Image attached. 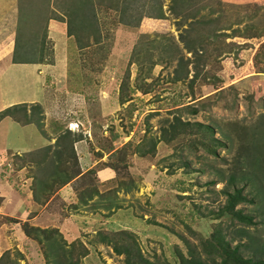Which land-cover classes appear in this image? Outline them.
I'll return each mask as SVG.
<instances>
[{"label": "rangeland", "instance_id": "1", "mask_svg": "<svg viewBox=\"0 0 264 264\" xmlns=\"http://www.w3.org/2000/svg\"><path fill=\"white\" fill-rule=\"evenodd\" d=\"M18 1L16 12L0 8L1 47L10 44L12 58L17 41L38 62L25 77L2 65L0 112L30 92L25 85L36 97L0 117L8 144L0 178L6 163L30 178L28 189L0 192V264H55L57 245L69 248L57 264H130L112 251L114 241L138 251L134 264H220L215 237L264 264V0H93L100 41L82 27L80 49L62 21L70 0ZM185 103L198 111L186 114L178 108ZM177 116L209 125L220 146L209 153L207 137L186 131L165 141L162 130ZM64 130L77 138V165L65 168L74 177L43 195L37 179L50 182V168L34 160ZM22 140L30 152H19ZM102 169L110 176L96 178ZM233 190L246 200L231 217L224 192ZM24 199L30 204L17 220L9 205ZM23 223L55 233L39 243L23 235Z\"/></svg>", "mask_w": 264, "mask_h": 264}, {"label": "trees", "instance_id": "2", "mask_svg": "<svg viewBox=\"0 0 264 264\" xmlns=\"http://www.w3.org/2000/svg\"><path fill=\"white\" fill-rule=\"evenodd\" d=\"M92 1L93 0H70L65 6L68 12H66L67 13L66 19L62 21L65 23L66 34L68 36H73L75 45L78 49L86 46L85 44H82V41L80 40V37L78 34V31L82 27H88V29H91L92 35H90V37L94 43H97L100 41L98 29H95V30L93 29L97 27V24H96L94 9L92 8V6L89 7V3ZM176 8H177L176 5H173L172 10L175 13V15H179L181 11H176ZM123 10L125 12L126 7H123ZM181 10L183 11V9ZM160 17H162L160 13H158L155 16V18H160ZM120 22H123L122 18L120 19ZM181 41L184 42V46L186 47L187 51L191 52L193 45H190L191 43L187 40V38H181ZM86 42L89 43L88 40ZM40 43L42 44V40ZM20 47L22 46L18 45L16 41L14 43V49L12 50L13 51L12 58H11L12 63L38 62L34 60L32 57H30L31 55H26L27 52L24 51L21 53L20 51H18L20 50ZM175 80H178V79L176 78ZM192 100H195V98ZM21 104H24V103H21ZM18 107H20V103L7 106L0 112V117H3L5 115L12 116L14 113L12 110L17 109ZM178 108H182V110L186 114H189V115H194L198 111V108L196 106L190 105V103L181 104ZM173 120L168 123L169 124L168 131L162 130V136H164L163 139L165 141L173 139L177 135L178 132L186 131L187 136L190 133L191 134L195 133V134L201 135L202 137H207V139H209L210 142L206 144L205 141H202V145L204 146L202 147L205 148L206 151L209 153H213V149L215 148V146H220L219 140L215 137H212L213 133L209 125H206V124H203L197 121L191 122L188 120H182L178 116L175 117ZM17 122L21 123V121H18V120ZM29 122H33V121L27 120V119L25 121H22L23 124L29 123ZM76 139L77 138L75 137L73 133H71L70 131L64 130V132L60 133L58 138L55 139V143H53L54 144L53 147L47 144L45 145L46 147L43 146V148H40V149H43L44 151L34 161L39 163V162H45L44 158L47 159L46 162L50 169H49V173L45 175V178L49 179L50 182H45L41 177H39L37 179L38 192H41V194L43 193V195H45L47 194V192L49 193L52 191V187L54 184L63 185L67 183L71 178L74 177L73 168L69 170L68 173L65 170V168L69 165H72L73 167H76L77 165L75 153L72 148L73 143L76 141ZM59 143H61L60 146H59ZM155 143H156V139L149 144L150 145L149 147H151V149H149L150 153L153 152ZM55 147L57 148L60 147V149L58 150ZM49 148H51L50 152H49ZM115 150H118V152L120 151V149H115ZM137 153H140L139 150L137 151ZM61 172H64L65 174H62V177L60 178ZM88 173H92V170H88ZM92 174H94V172ZM224 194L226 195L227 201H228V203L226 204L227 206H225L224 209L226 210L227 213L230 214L231 217H233V215L236 216L234 212V207L238 203L245 201L246 200L245 197L241 196L237 190H233L232 193L224 192ZM87 197H89L88 193H87ZM21 230L24 236H28L32 239H35L39 243L41 242V239L38 238L39 235L43 236L42 238L44 240L50 241L48 239H50L52 235L55 233V229H50V228L42 229L39 227H29V225L27 226V224L25 223L22 224ZM102 239L109 240L106 238L105 235L102 236ZM215 239H216V243L218 247L220 248V250L215 248V255L220 257V264H256V263L250 262V260L242 259L237 254L236 248L229 249L226 247L225 243L220 242L219 238L215 237ZM51 243L52 242L47 243L48 245L46 246H50ZM110 244H111L110 247L112 251L119 255L124 254L128 263L134 264L136 262H139V260L140 261L142 260L140 254L138 253L136 249L131 248L129 246L117 244V242L115 241L111 242ZM72 245L73 243L71 242L69 244V247H71ZM54 250L56 252L59 251V254H57L58 256L55 259V264L61 263L62 261L66 262L69 260L67 259V252L69 251V248L62 250V248L59 245H57V247L54 246ZM79 250H80L79 252L81 255H83L86 251V249L82 246L80 247ZM3 254L4 253L0 254V258L3 256ZM131 254L134 256L133 258L136 259V260H133L134 263L129 258ZM71 264H75V263H71ZM197 264H201V262H198Z\"/></svg>", "mask_w": 264, "mask_h": 264}, {"label": "crops", "instance_id": "3", "mask_svg": "<svg viewBox=\"0 0 264 264\" xmlns=\"http://www.w3.org/2000/svg\"><path fill=\"white\" fill-rule=\"evenodd\" d=\"M32 1H34V0H27V3H30ZM18 2H19L18 0H0V8L5 9L6 11L7 10H10V11H15L16 12V10L18 8ZM16 3H17V7H16ZM25 3H26V0H25ZM60 26L62 27V23H60ZM0 30L3 31V29H1V28H0ZM2 31H0V32H2ZM4 34H6V33H4ZM3 39H0V68L2 67V65L4 66L5 64H7L8 67L14 68L15 71L21 70L22 71V74L25 71H27V72L29 71L28 74L31 75V70H33V68H31L30 66H33V64H29V63H12L11 62V57L9 55V52L8 53H5V51H4V49H6L7 47H9L10 44H6V45H4V46L1 47V45H2L1 43H2ZM10 47L12 48V46H10ZM35 66H37V65H35ZM25 76L26 75H24V77ZM27 86H28V89H26ZM25 89L28 90V91H30V92L27 93V94L24 93V95L21 96V97H19V98L18 97H14L15 96V94H14L11 97V99H10V101L8 103H6L5 105H1L2 106L1 108L10 106L12 104H19V103H22V102H24V103H32V102H34V101H31V99L33 97H36V95L34 93V91H36V89L34 88V86L32 84H28V85H25ZM1 121L3 122L4 121V118H2ZM11 123H13V122H11ZM33 123H25V124L29 125L32 128V126L34 125ZM14 124H18L20 126L24 125L23 123H20V122H15ZM28 131H30V130H28ZM28 131L24 132V135H26V136H30V135L33 136V134L31 133L32 131H30V133H27ZM5 135H6V130L4 132H2V134L0 135V137H1V139H0V152H4L5 150H7L6 146L8 144L2 142L3 141V138L5 137ZM44 139L45 140L43 142H41L39 145H42L43 146L44 144H47V140H46L47 138H44ZM23 141L29 142L27 144V146L22 145V142ZM30 145H32V143L30 141H28V140L19 141V145H18V147L20 149L19 152H22V153L23 152H27V151L30 152V150H32L29 147ZM1 159H4L5 160L6 158H4L2 156V154L0 153V160ZM3 168H5L4 172L6 173V175L3 176L4 178L3 177L0 178V192H5L7 194H10V192L13 191V190H16L17 191V189L19 188L17 184H22V183H24L25 186H26V189H28L27 188V184H29L30 178L27 177V174H25V169H23V166H20V168H18L16 170H12L11 169L12 167L9 165V163H6V166L3 167ZM96 176H97L96 178H99V179L104 178V177L107 178V177L110 176V173H108L107 170L102 169V171H98V173L96 174ZM17 193H19V192L17 191ZM7 194L4 195L5 198L7 197ZM14 196H15V199H16V198H19L21 195L15 194ZM14 202H15L16 206L15 205H9V209H11V207H14L15 208V214H17L16 219L19 220L20 219V216L24 213V210H26V208L29 206L30 202H28L25 199L23 201L22 200L21 201L17 200V201H14ZM17 202H19V205L20 206H18V203ZM17 238L19 239V236Z\"/></svg>", "mask_w": 264, "mask_h": 264}]
</instances>
